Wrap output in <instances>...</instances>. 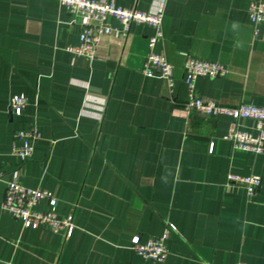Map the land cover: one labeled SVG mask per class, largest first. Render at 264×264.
I'll return each mask as SVG.
<instances>
[{
  "label": "crops",
  "instance_id": "crops-1",
  "mask_svg": "<svg viewBox=\"0 0 264 264\" xmlns=\"http://www.w3.org/2000/svg\"><path fill=\"white\" fill-rule=\"evenodd\" d=\"M103 1L163 14L154 52L172 65L174 87L141 72L150 28L103 39L89 62L68 51L82 29L56 0H0V264H264V154L234 150L228 117L184 108L187 58L227 70L196 81L201 99L264 107V27L251 26L249 0ZM16 95L28 99L20 117L8 110ZM33 125L41 139L20 166L13 136ZM228 174L258 176L261 186L248 199ZM14 180L50 191L58 215L73 216L67 241L23 229L2 209ZM168 225L165 261L131 251L132 237L155 239Z\"/></svg>",
  "mask_w": 264,
  "mask_h": 264
},
{
  "label": "built area",
  "instance_id": "built-area-1",
  "mask_svg": "<svg viewBox=\"0 0 264 264\" xmlns=\"http://www.w3.org/2000/svg\"><path fill=\"white\" fill-rule=\"evenodd\" d=\"M60 8L66 10L70 25L79 26L82 31L78 35V44L69 47L68 51L89 62L96 60L97 49L103 39L114 38L125 40L133 26H146L153 31V36L147 40L148 54L141 72L145 77L163 80L168 91L174 87L173 67L165 56L154 52L157 44L163 42L162 13L148 14L136 10L115 7L103 0H56ZM246 14L251 26L256 30L264 27V1L249 0ZM115 23L113 25L112 23ZM187 96L186 112H196L204 118L225 116L231 120L230 130L225 137L230 141L234 150L250 153L255 156L264 154V107L241 104L236 108H227L212 101L201 99L196 91L198 79H219L227 75V70L218 63L205 60L187 58L183 64ZM28 106L25 95L12 96L9 99L8 110L13 117L22 116ZM239 122H251L252 129L241 131ZM41 139L37 126L18 131L13 136V146L10 156L17 159L20 166L30 161L34 154V145ZM212 152L213 145L210 146ZM1 168V161H0ZM20 175V173H18ZM2 172L0 170V178ZM228 185H232L245 192L248 199L253 198L261 186L258 176L242 177L228 174ZM46 205V210H39V206ZM2 209L13 219L20 221L23 229H44L58 235L62 241H67L75 230L72 215L61 217L57 213V199L44 189H30L20 181L14 180L6 184ZM175 227L168 225L162 236L141 241L138 236L130 239V249L142 259L162 263L169 255L166 242ZM244 264V263H237Z\"/></svg>",
  "mask_w": 264,
  "mask_h": 264
}]
</instances>
